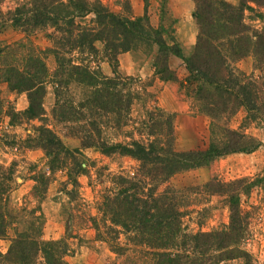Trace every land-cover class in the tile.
Here are the masks:
<instances>
[{
  "label": "trees",
  "instance_id": "trees-1",
  "mask_svg": "<svg viewBox=\"0 0 264 264\" xmlns=\"http://www.w3.org/2000/svg\"><path fill=\"white\" fill-rule=\"evenodd\" d=\"M143 1L146 4L147 0ZM192 1L198 35L186 56L167 27L164 30L160 22L156 27L149 24L145 10L140 16H123L107 10L98 0H15L12 8L0 10V27L10 25L25 35L36 28L64 24L67 51L75 48L80 53H96L93 42L102 43V57L110 65L111 76L103 75L98 69L90 70L80 60L65 59L54 44L48 50L55 60L50 71L45 58L36 54L35 49L24 53L23 44L0 41V82L9 90L25 93L26 119L43 114L42 96L45 85L51 83L55 95L53 114L59 116L58 122L71 124L70 135L78 138L80 147H95L103 155L117 153L137 161L134 173L110 176L112 185L103 189L96 205L99 215L89 218L94 239L121 257L112 264H219L228 259L252 264L254 261L241 244L248 216L240 210L232 182L220 183L210 178L203 184L186 187L187 191L196 190L204 195L223 194L228 207V220L221 227L206 231L198 228L193 232L184 231L181 223L184 214L181 207L189 203L182 201L187 194L181 196L180 191L165 183L175 173L206 166L217 156L248 153L258 146L256 137L243 133L239 127L231 128L229 119L242 105L247 121L264 120V91L252 82L237 83L232 72L225 69L217 43L227 38L234 58L241 49L245 52L251 46L253 61L264 66V51H261L264 35L259 33L251 43L244 34L248 28L241 21L246 3L259 8L264 6V0H239L236 6L219 3L227 14L215 7L217 1ZM88 13L92 14L91 22L95 25L78 27L74 19ZM219 18L224 21L218 23ZM124 51L143 54L160 81L175 80L167 64L169 56L185 61L188 75L200 79L193 98L196 111L207 117L208 138L203 148H174V114L164 112L154 101L150 104L147 101L150 94L131 87L132 77L117 72V55ZM69 84L82 86L86 97L74 104L71 99L67 101L63 93ZM60 96L63 101H59ZM132 110L135 116L131 118ZM4 113L0 99V117ZM122 126H130L128 140L108 142L102 136L105 128L119 131ZM32 140L48 158L51 170L66 169L70 164L66 172L72 184L77 174L84 173L77 149L64 147L48 128L41 127ZM7 178V172L0 171V238L10 232L8 246L0 252V264H74L65 259L70 249L64 238L41 237L44 222L41 212L9 205L3 195L8 188ZM42 183L43 180L39 182ZM251 185L253 182L241 191L247 192ZM43 190L33 186L32 192L39 196Z\"/></svg>",
  "mask_w": 264,
  "mask_h": 264
},
{
  "label": "rangeland",
  "instance_id": "rangeland-1",
  "mask_svg": "<svg viewBox=\"0 0 264 264\" xmlns=\"http://www.w3.org/2000/svg\"><path fill=\"white\" fill-rule=\"evenodd\" d=\"M107 10L121 14L123 16L136 17L142 15L145 10L148 22L156 27L160 22L163 29H169V35L173 36L179 44L189 41H195L198 35V25L193 17L194 2L192 0H98ZM216 8L227 14L221 5V2L236 6L239 0H214ZM15 0H3L0 4V10L6 11L8 7H13ZM250 8H246V6ZM223 9V10H222ZM222 15V13H221ZM92 14L88 13L81 19L75 18L74 23L81 26H94L91 22ZM222 18L218 23L223 22ZM241 21L248 29L244 31L251 40L256 41L259 33L264 35V6L257 8L253 3H246L242 9ZM58 27H41L25 35L17 29H12L10 25L0 27V41L3 44H14L15 42L23 44L22 51L25 53L29 49H35V53L44 57L47 68L51 71L55 67L54 56L49 52L51 46L58 48L62 56L66 59L72 58L75 61H82L89 66L90 70L98 69L101 73L100 63L108 61L102 57V43L94 41L93 45L97 52H78L75 48L67 51L64 36L66 26L58 24ZM77 27V26H76ZM256 32V35L253 32ZM227 38L220 39L217 47L225 60V69L232 72L238 80L237 83L245 84L252 82L257 89L264 91V66L260 62L253 61V55L250 50L240 52L237 58H234L233 51L230 49ZM243 42V41H242ZM240 42V43H242ZM60 43V44H59ZM64 44V46H60ZM192 45V44H191ZM252 45V44H251ZM261 51L264 49L261 46ZM125 52V51H124ZM129 52L131 61L135 65L144 66L149 69L147 58L139 52ZM168 67L175 75V80L160 81L153 73L150 76L123 75L131 76V87L135 89H144L150 96L147 101L151 104L153 101L164 111L174 114L172 119L174 148L176 150H190L203 148L207 143V117L204 118L205 132H201V121L191 119L185 111L174 112L161 106V92L169 95L172 93L181 97L192 109L195 106L193 93L200 83L197 76L191 78L186 70L185 61L175 56H169ZM111 76V68L109 65ZM159 81V82H157ZM160 82H169L171 84H160ZM228 85V84H227ZM259 87V88H258ZM175 90L174 93V89ZM53 85L47 83L45 92L42 96L43 114L38 117L26 119L23 110L27 105L26 95L23 91L9 90L4 82H0V99L2 108L5 111L0 117V171H6L8 174V188L3 195H6L10 206L36 208V212H41L43 225L41 237L43 239L64 238L69 246L70 252L65 259L74 264H112L120 261L121 257L115 256L106 244L94 239V231L90 225L89 218L98 216L96 205L100 200V195L104 188L110 187L109 181L112 174L129 173L137 171V161L127 157L120 156L117 153L103 155L98 148H82L79 145L78 138L70 135L71 124L59 121V116L53 114L55 95ZM180 94V95H178ZM67 101L71 99L77 103L79 99L86 97L87 93L82 86L69 84L66 92L63 93ZM63 101V96L59 98ZM168 104V102H167ZM135 110L131 111V118L135 116ZM176 116V117H175ZM247 114L244 107L238 106L237 111L229 119L231 128L239 127L243 133L253 135L259 141L255 150L257 165L255 170L246 171L244 163L249 153H234L235 155H221L213 160L202 171L187 169L172 175L166 185L180 191L181 196L187 194L188 197L182 201H188L186 206L181 208L184 214L181 216V223L184 231L193 232L196 229L206 231L216 229L225 224L228 220L227 201L223 194L204 195L196 190H188L186 187H192L203 184L210 178H215L220 183L232 182L233 191L238 195L240 210L246 213L247 227L244 232L242 247L251 255L254 260L252 264H264V120L257 119L247 121ZM246 120V122H245ZM41 127H46L58 138L64 147L77 149L76 155L81 160V166L84 167V173L75 176V184L69 181L67 176L68 165L66 169L55 168L51 170L47 165V159L38 144L32 140ZM128 131L130 126H122L121 130L105 128L102 136L106 141H126L128 140ZM186 134V135H185ZM189 134L192 136L187 137ZM14 147V149H11ZM232 154V153H230ZM244 154H248L246 158ZM198 168V167H197ZM39 184V182H42ZM249 182H253L247 192H242L241 188ZM33 186L39 187L43 193L35 196L32 192ZM162 186L159 187V190ZM184 203V202H182ZM66 231L67 234H66ZM0 238V252H4L8 246V237ZM120 241L123 237L120 236ZM219 264H243L242 259H228Z\"/></svg>",
  "mask_w": 264,
  "mask_h": 264
},
{
  "label": "crops",
  "instance_id": "crops-1",
  "mask_svg": "<svg viewBox=\"0 0 264 264\" xmlns=\"http://www.w3.org/2000/svg\"><path fill=\"white\" fill-rule=\"evenodd\" d=\"M186 44L188 45H185V43L183 42L182 43V53L183 55H188L193 47V44H194V41H189L187 42ZM192 44V45H191ZM131 56L129 54V52L125 51V52H121L117 55V69L119 72H121L123 75H133L135 73H138L139 75H143L142 71L145 72L144 74L147 75V76H150L152 74V69H149L147 67H144V66H140L139 68V65H135V61L132 60L131 61ZM100 69L102 71L103 74L105 75H109L110 74V69H109V65L105 62H101L100 63ZM159 82V81H157ZM171 84L169 82H160V84ZM175 90H177V88L174 89V93H175ZM161 106H163L165 109L169 110V111H174V112H183L185 111L187 114L188 112L191 113V115H189L191 117V119H195V120H198V121H201V132H205V129H204V118H206L205 116L199 114L196 109H192L191 107H189V110H188V105H187V102L184 101L183 99H181V97H177L176 95H174L171 91V93H169V95H167L166 92H164V90H162L161 92ZM180 95V94H178ZM168 102V104H167ZM195 108V106H194ZM176 117V116H175ZM207 130V129H206ZM186 135V134H185ZM192 136V134H189L187 137H190ZM11 149H14V147H11ZM255 153V150H253L251 152V154L249 153V156L246 158V154H244V157L246 158L245 159V163L244 165L246 166V171H253L255 170V167L257 165V157H255L254 155ZM228 155H235L234 153L232 154H227ZM236 156V155H235ZM258 166V165H257ZM195 170L197 171H202L204 170L203 167H198L196 168Z\"/></svg>",
  "mask_w": 264,
  "mask_h": 264
}]
</instances>
